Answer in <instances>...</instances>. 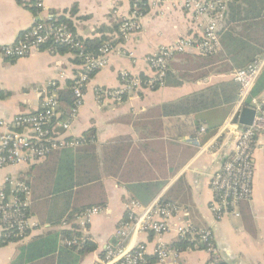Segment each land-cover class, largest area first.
Wrapping results in <instances>:
<instances>
[{"label":"crops","instance_id":"0c3cea01","mask_svg":"<svg viewBox=\"0 0 264 264\" xmlns=\"http://www.w3.org/2000/svg\"><path fill=\"white\" fill-rule=\"evenodd\" d=\"M42 3L43 7L38 10L29 1L0 0V45L13 43L36 19L46 20L49 17L55 21L60 18L68 21L81 40L100 38L102 35L112 39L118 37L119 41L112 44L114 50L107 65L91 73L83 87V104L64 135L80 137L86 129L94 127L100 144L122 136L130 137L142 158L137 168L145 173L146 179L131 184L113 176L103 178L105 205L93 206L99 210L91 215L82 232L97 247L79 264H96L105 247L116 243L115 231L126 220L127 206L132 200L143 207L155 200L178 205L179 212L171 219V227L174 228L179 222H191L198 228L210 229L220 252L219 264H264L263 133L257 136L253 152L251 199L239 205L238 216L224 214L217 217L210 210L213 199L210 177L220 168L234 145L236 125L223 127L236 111V102L193 113L189 120L163 117L162 135H148L150 125L158 119L163 104L231 81L237 68L222 71L220 67L223 61L211 60L193 48L176 54L169 62L168 69L172 73L170 82L177 78L180 80L177 85L163 84L154 90L144 87L128 94L120 103L99 100L94 91L97 87L118 86L121 71L142 78L151 76L147 56L163 45L174 43L181 36L199 38L208 17L196 16L190 9L169 0H150L146 13L139 18L140 28L129 39L123 40L118 29L122 20L131 13L130 0H42ZM81 71L80 60L72 51L59 52L49 45L34 48L20 58L0 55V118L10 120L18 113L38 111L42 104V89L50 87L49 84L53 82L58 93L63 92L70 88ZM263 83L264 67L258 76V86ZM254 98L263 104L264 88ZM55 117L58 123L70 120L61 104ZM181 122H190L194 134L178 136L179 128L175 127ZM53 126L55 131H62L57 124ZM200 127L204 130L200 131ZM21 131L25 135L29 133L25 129ZM30 165L16 164L0 168V188L9 192V180L27 181ZM15 171L17 177L12 180L11 175ZM161 181L163 185H157L151 199L143 202L153 190V185ZM144 182L151 184V189L144 187ZM38 219L39 216L31 214L33 226L25 239L5 244L0 240V264H10L17 256L20 245L50 227L47 222L41 224ZM37 223L40 226H36ZM173 228L160 236L152 232L138 233L129 236L125 243L129 246L137 243L146 246L145 264H208L209 256L204 248L182 250L178 257L165 262L156 259L153 249L158 240L175 249L173 243L178 236ZM51 263L40 260L31 264Z\"/></svg>","mask_w":264,"mask_h":264},{"label":"built area","instance_id":"2783aa9c","mask_svg":"<svg viewBox=\"0 0 264 264\" xmlns=\"http://www.w3.org/2000/svg\"><path fill=\"white\" fill-rule=\"evenodd\" d=\"M28 2L36 9L43 7L42 0H20ZM150 0H130L131 13L119 25L121 39L127 40L139 28L141 6L148 7ZM190 9L196 16H207L203 32L199 38L192 35L179 37L174 43L163 45L154 53L147 56L151 69V76L142 78L121 71L120 83L114 88L97 87L94 89L97 99L122 102L125 97L142 88L154 89L164 84L170 60L180 53L196 48L202 55L216 53L220 49L218 30L227 9L228 0H169ZM38 14V12H36ZM67 47L80 60L82 71L72 81L70 89L73 103L67 111L70 120L58 123L56 112L60 106L58 91L55 83L42 89L41 109L33 113H18L10 120L0 118V168L16 164H33L45 159L53 151L78 145V137H67L64 132L70 127L80 107L83 104V87L88 83L91 73L104 68L114 50L110 41H105L95 53L86 49L68 23L56 22L52 18L36 19L32 26L9 44L0 45V55L8 58L26 56L32 49L46 44ZM264 67V54L243 68L233 72V80L238 84L236 111L228 119V125H236L234 145L224 157L219 169L210 177V189L213 193L211 212L219 217L224 214L239 215V205L249 201L252 195V180L254 173L253 152L256 147L257 136L264 134V103H259L254 97L245 106L258 76ZM249 108L254 111L250 124L239 122L240 111ZM57 124L61 132L53 129ZM238 127V128H237ZM22 129L28 130L23 134ZM204 128L200 127V131ZM8 180V179H7ZM10 181L9 192L0 188V238L23 240L33 226L26 209L30 202L31 190L25 181ZM12 183V184H11ZM98 208L86 209L77 218L76 223L81 231L86 227L91 215L98 212ZM128 215L125 221L116 229V243L108 244L96 264H145L146 246L137 243L129 246L125 243L129 236L152 232L158 236L170 231L173 227L171 219L179 212V206L172 202L153 201L148 206H141L137 201H130ZM178 239H188L194 248L203 245L208 253V264H219L220 252L215 245L212 232L208 228H198L191 222L176 223L173 228ZM70 244V242H68ZM181 250L170 249L162 240H158L153 253L159 262L179 256Z\"/></svg>","mask_w":264,"mask_h":264},{"label":"trees","instance_id":"16d2710c","mask_svg":"<svg viewBox=\"0 0 264 264\" xmlns=\"http://www.w3.org/2000/svg\"><path fill=\"white\" fill-rule=\"evenodd\" d=\"M139 11L144 15L147 7L141 6ZM56 22L69 24L62 18ZM218 36L220 49L206 57L223 61L220 70L243 68L260 58L264 54V0H228ZM108 40L110 44H114L119 38L112 39L102 35L100 38L82 41L88 51L95 53L102 43ZM47 45L59 52L69 50L65 46L50 43L42 47ZM171 74L167 69L164 85L180 83L177 78L170 82ZM263 88L264 83L258 86L257 78L245 106H248L251 98ZM237 97L238 84L231 80L163 104L158 119L150 125L148 135H162L160 130L163 128V117H182L183 120H189L193 113L235 102ZM58 100L61 107L68 111L74 100L71 89L60 92ZM189 123L181 122L175 127L179 128L178 136L194 134V128ZM78 141L75 147L53 151L45 159L30 165L28 180L25 181L31 190L26 214L39 216L38 221L41 224L47 222L50 227L20 245L17 256L10 264H31L40 260L52 262L51 264H79L88 253L96 250L97 245L82 233L76 220L86 209L105 205L103 178L113 176L131 184L146 180L145 173L137 168L142 163V158L139 157V149L133 145L130 137L122 136L100 144L96 139L95 128L90 127L78 137ZM143 185L148 189L152 187L145 182ZM157 185L162 186L163 182L155 183L150 196L143 202L151 199L158 188ZM40 223L36 226H40ZM0 240L3 244L17 241ZM173 247L181 251L194 248L188 239H177ZM196 248L202 249L204 246L198 245Z\"/></svg>","mask_w":264,"mask_h":264},{"label":"water","instance_id":"95a60500","mask_svg":"<svg viewBox=\"0 0 264 264\" xmlns=\"http://www.w3.org/2000/svg\"><path fill=\"white\" fill-rule=\"evenodd\" d=\"M254 111L249 108H243L240 111V117H239V122L243 125H248L250 124L252 117H253Z\"/></svg>","mask_w":264,"mask_h":264},{"label":"rangeland","instance_id":"374dc122","mask_svg":"<svg viewBox=\"0 0 264 264\" xmlns=\"http://www.w3.org/2000/svg\"><path fill=\"white\" fill-rule=\"evenodd\" d=\"M28 167V165H26ZM17 177L16 171L12 173L11 179L14 180ZM13 182V181H12ZM12 184V183H11Z\"/></svg>","mask_w":264,"mask_h":264}]
</instances>
